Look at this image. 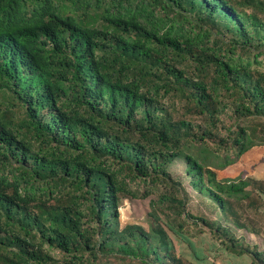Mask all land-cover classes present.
<instances>
[{
    "label": "trees",
    "instance_id": "trees-1",
    "mask_svg": "<svg viewBox=\"0 0 264 264\" xmlns=\"http://www.w3.org/2000/svg\"><path fill=\"white\" fill-rule=\"evenodd\" d=\"M2 92L0 264H185L164 227L120 223L161 186L153 212L185 238L180 158L226 219L203 227L264 264L231 226L261 181L214 170L264 145V0H0Z\"/></svg>",
    "mask_w": 264,
    "mask_h": 264
},
{
    "label": "rangeland",
    "instance_id": "rangeland-1",
    "mask_svg": "<svg viewBox=\"0 0 264 264\" xmlns=\"http://www.w3.org/2000/svg\"><path fill=\"white\" fill-rule=\"evenodd\" d=\"M3 101H7V96L2 92L0 94V102ZM173 113L176 117H181L185 114V109L179 106L178 111ZM226 119L228 118L224 120ZM214 170L217 172L219 179L247 178V181H249L254 178L261 181V185L264 188V145L256 146L247 152L237 165L226 170L216 168ZM242 170L244 172L240 175L239 172ZM168 173L174 180L181 183L187 194L186 211L189 212L190 216H187L186 213L185 216L181 217V219L186 221L183 230L185 238L177 235L166 226L164 215H158L156 212L154 214L153 212L151 202H158L159 194L163 190L161 186L160 190H154L146 199L125 198L122 200L120 203L121 226L138 225L147 231L151 227L157 226V224L164 227L169 236V246L172 249L171 253L181 258L185 264H252L251 258L248 255L239 257L225 251L221 246V240L214 236L208 228L203 227L200 218H204L209 222L220 220L222 221V225L226 224L223 222L226 219L222 216L221 212L217 211V204L209 200L204 194H201L191 184V177L187 174L185 161L181 158L176 159L168 166ZM142 188H144L143 185ZM250 189L251 187L249 185L246 188V192H249ZM260 196L254 192L252 197L241 200L233 199L231 201L233 211L238 214L242 223L247 225V229L238 230L233 225L231 226L238 237L246 238V243L250 247L256 245L263 250L264 243L262 241V235L256 236L252 233V230H256L264 235V204L259 209H256L255 205H253L257 203L260 207V202L262 201L264 203V195ZM157 216L160 217L159 220H157ZM186 216L187 218H185ZM196 222H198V225ZM112 261L115 264H143L138 261H127L126 263Z\"/></svg>",
    "mask_w": 264,
    "mask_h": 264
},
{
    "label": "crops",
    "instance_id": "crops-1",
    "mask_svg": "<svg viewBox=\"0 0 264 264\" xmlns=\"http://www.w3.org/2000/svg\"><path fill=\"white\" fill-rule=\"evenodd\" d=\"M263 243H264V235H263V239H262Z\"/></svg>",
    "mask_w": 264,
    "mask_h": 264
}]
</instances>
